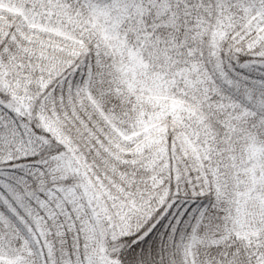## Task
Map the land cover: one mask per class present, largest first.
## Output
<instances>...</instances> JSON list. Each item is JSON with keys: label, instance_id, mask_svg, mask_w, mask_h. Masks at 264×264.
Wrapping results in <instances>:
<instances>
[{"label": "snow or ice", "instance_id": "obj_1", "mask_svg": "<svg viewBox=\"0 0 264 264\" xmlns=\"http://www.w3.org/2000/svg\"><path fill=\"white\" fill-rule=\"evenodd\" d=\"M0 264H264V0H0Z\"/></svg>", "mask_w": 264, "mask_h": 264}]
</instances>
